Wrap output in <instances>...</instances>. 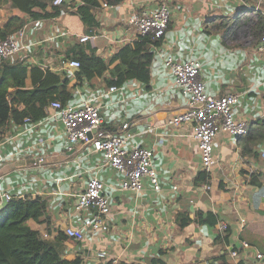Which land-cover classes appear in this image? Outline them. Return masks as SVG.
<instances>
[{
  "label": "crops",
  "instance_id": "obj_1",
  "mask_svg": "<svg viewBox=\"0 0 264 264\" xmlns=\"http://www.w3.org/2000/svg\"><path fill=\"white\" fill-rule=\"evenodd\" d=\"M99 1L93 9L99 23L94 39L80 41L88 34L85 25L73 9L62 8L55 17L27 19L22 26L28 44L24 52L30 53L31 62L66 77L69 104L82 98L99 103L102 133L120 134L126 122L125 146L153 149L159 189L145 178L139 192L119 190L121 174L103 161L100 152L71 143L51 107L41 120L12 123L2 130L0 188L44 198L45 212L29 219V224L46 232L63 258H78L80 264H157L156 259L158 264H264L255 257L257 252L264 255V52L255 50L259 35L249 29L253 40L244 39L236 32L254 16L240 17L239 10L251 11L254 0H168L170 19L159 44L151 47L149 81L128 79L113 85L114 91L108 90L109 71L77 84L78 66H67L65 50L81 43L108 59L136 39L138 33L128 23L131 13L158 1L123 0L116 5ZM9 15L25 17L5 5L0 24ZM169 56L198 59L207 91L238 93L235 118L249 124L243 136L234 138L222 131L214 137L216 163L207 187L194 180L201 166L191 125L167 122L187 106L165 66ZM242 148L247 152L242 154ZM92 176L108 184L103 192L110 204L95 232L89 230L93 210L75 208L77 193ZM255 178L259 186L251 182ZM179 214L188 219L183 227L178 225ZM211 215L215 223L200 221ZM223 225L230 227V234L227 240H218ZM67 226L82 228L84 237H68Z\"/></svg>",
  "mask_w": 264,
  "mask_h": 264
},
{
  "label": "trees",
  "instance_id": "obj_2",
  "mask_svg": "<svg viewBox=\"0 0 264 264\" xmlns=\"http://www.w3.org/2000/svg\"><path fill=\"white\" fill-rule=\"evenodd\" d=\"M105 1L116 5L123 0ZM99 3V0H62L59 4H54L52 0H0V9L6 5L25 14V17L9 15L8 19L0 24V39L24 26L27 19L55 17L61 13L62 8L73 9L80 16L86 32L95 33L99 23L93 9ZM263 22L264 9L258 10L256 22L250 25V30L256 37L260 34ZM157 44L159 39H154L149 34H138L131 43L124 44L111 57L104 59L87 45L75 43L65 50L63 60L73 59L79 62L75 71L77 84L81 79L89 80L96 74L103 75L105 71L111 74V78L107 79L108 85H121L132 78L147 83L153 58L151 47ZM27 48L28 46L25 49ZM29 57L30 53L24 52L23 49L0 61V140L3 139L2 130L9 124L20 125L25 117L32 121L41 120L47 114L50 101L58 100L65 105L72 98L69 91H66V77L61 79L54 70L39 62H31ZM245 152L247 148H242L241 153ZM209 174L201 170L194 180L208 183ZM252 176L256 177L254 174ZM251 182L260 185L256 178ZM45 209L44 198L16 194L0 208V264H80L78 258H63L48 236H43V232L29 224V219L43 214ZM211 216V219L205 217L200 221L213 224L216 218ZM177 221L180 227L188 223V219L182 217V214L177 216ZM229 231L230 227L226 225L217 239L227 240ZM159 261L156 259L153 263L158 264Z\"/></svg>",
  "mask_w": 264,
  "mask_h": 264
},
{
  "label": "built area",
  "instance_id": "obj_3",
  "mask_svg": "<svg viewBox=\"0 0 264 264\" xmlns=\"http://www.w3.org/2000/svg\"><path fill=\"white\" fill-rule=\"evenodd\" d=\"M62 0H53L59 4ZM155 6H147L134 10L128 18L130 26L141 35L149 34L154 39L162 37L168 27L171 8L168 0H157ZM103 5H107L106 2ZM264 5V0H254L249 10H239L240 17L250 14L256 16L259 8ZM24 28L19 27L13 33L0 39V61L15 55L25 49L28 44L23 42ZM94 33L84 34L79 37L80 41L94 39ZM255 50L264 52V22L255 45ZM67 64L78 66L77 60H68ZM165 66L173 74L174 86L186 97L187 106L178 114L172 116L167 122L172 125L187 123L191 125V136L195 139L200 152L201 170L210 172L216 163L213 155V139L222 131L232 135L234 138L247 134L249 124L244 119L235 118L234 106L239 101V94L229 92L215 95L207 91L204 81L200 76L201 63L196 58L179 61L169 56L164 60ZM116 86H110L109 91H114ZM47 107L54 109L59 118L66 138L71 142H81L90 146L94 151L102 154L103 161L121 174L119 190H130L139 192L143 188L146 178L154 187L159 189L157 172L153 165V149L143 146L128 148L125 146L128 124L122 123V133L104 134L99 125V103L92 98H82L78 102L63 105L58 100H52ZM24 121L32 122L29 117ZM72 146H68L70 151ZM42 159L39 158L38 162ZM36 163V162H35ZM108 186L106 182L92 176L87 179L84 188L76 195V209H92L89 230L95 232L103 222L102 214H107L110 204L103 189ZM110 186V185H109ZM208 186V183L203 185ZM24 196L18 191L11 192L0 188V203L2 198L6 201L12 195ZM225 227L224 225L222 226ZM64 233L73 239H82L85 232L82 228L67 226ZM43 236H47L44 232ZM257 259L264 261V255L257 252ZM162 264V263H160Z\"/></svg>",
  "mask_w": 264,
  "mask_h": 264
},
{
  "label": "rangeland",
  "instance_id": "obj_4",
  "mask_svg": "<svg viewBox=\"0 0 264 264\" xmlns=\"http://www.w3.org/2000/svg\"><path fill=\"white\" fill-rule=\"evenodd\" d=\"M251 19L252 20L248 24H244V25H242L241 28L236 30L237 35H239L241 38L252 39L253 40L251 32L249 33V29L251 27L250 25L254 24V22L256 21V18H255V16H252ZM25 31H26V29H25ZM22 39H23L24 42H27V39H26L25 35L22 37Z\"/></svg>",
  "mask_w": 264,
  "mask_h": 264
},
{
  "label": "water",
  "instance_id": "obj_5",
  "mask_svg": "<svg viewBox=\"0 0 264 264\" xmlns=\"http://www.w3.org/2000/svg\"><path fill=\"white\" fill-rule=\"evenodd\" d=\"M67 66H68L70 69H76V68H75L74 66H72V65L67 64ZM6 202H7V201H6L4 198H2V201H1V203H0V208L3 207V206L5 205Z\"/></svg>",
  "mask_w": 264,
  "mask_h": 264
}]
</instances>
